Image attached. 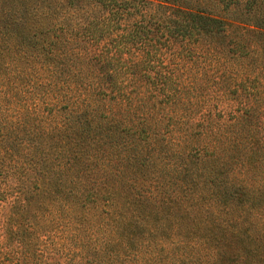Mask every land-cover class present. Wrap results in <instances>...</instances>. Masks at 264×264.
<instances>
[{"label": "trees", "instance_id": "obj_1", "mask_svg": "<svg viewBox=\"0 0 264 264\" xmlns=\"http://www.w3.org/2000/svg\"><path fill=\"white\" fill-rule=\"evenodd\" d=\"M189 2L0 0V264H264L258 96L171 132L132 110L147 70L129 43L231 22Z\"/></svg>", "mask_w": 264, "mask_h": 264}, {"label": "rangeland", "instance_id": "obj_2", "mask_svg": "<svg viewBox=\"0 0 264 264\" xmlns=\"http://www.w3.org/2000/svg\"><path fill=\"white\" fill-rule=\"evenodd\" d=\"M188 6L201 14L223 16L231 22L219 33L194 34L188 39L150 33L141 44L139 40L128 44L132 45V55H139L147 70L144 74L146 90L141 98L135 97L133 101L132 110L137 117L146 113L150 122H159L163 130L171 132L172 123L201 124L209 109L221 115L225 113L230 120L234 112L253 105L256 95L258 108L264 110V100H261L264 99V51L258 45L264 35L260 28L251 25H256L257 17L264 14V0H190ZM159 72H162L161 77ZM157 78L171 83L170 88H175L173 95L165 92L156 96L150 84L158 83ZM103 94L100 93L102 97ZM174 95L177 97L172 101ZM5 102L16 106V91ZM12 109L14 115L16 107ZM178 116L184 118L178 119ZM261 123L264 126V120ZM4 157L5 165L14 173L30 166L29 156L6 154Z\"/></svg>", "mask_w": 264, "mask_h": 264}]
</instances>
